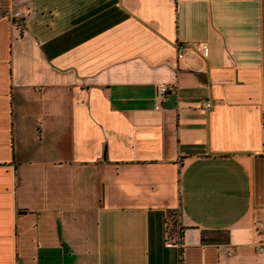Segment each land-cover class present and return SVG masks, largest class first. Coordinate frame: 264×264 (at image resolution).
<instances>
[{"label":"crops","instance_id":"obj_1","mask_svg":"<svg viewBox=\"0 0 264 264\" xmlns=\"http://www.w3.org/2000/svg\"><path fill=\"white\" fill-rule=\"evenodd\" d=\"M6 10L0 264H264V0Z\"/></svg>","mask_w":264,"mask_h":264},{"label":"trees","instance_id":"obj_2","mask_svg":"<svg viewBox=\"0 0 264 264\" xmlns=\"http://www.w3.org/2000/svg\"><path fill=\"white\" fill-rule=\"evenodd\" d=\"M165 231L167 241L179 242L181 235V228L177 225L174 218V214L171 211L167 212L166 221H165ZM201 242H215L227 241V232L223 230L216 231H206L202 230L200 233Z\"/></svg>","mask_w":264,"mask_h":264},{"label":"built area","instance_id":"obj_3","mask_svg":"<svg viewBox=\"0 0 264 264\" xmlns=\"http://www.w3.org/2000/svg\"><path fill=\"white\" fill-rule=\"evenodd\" d=\"M3 15H10L11 17L14 18H25L27 15L26 13H21L17 10H6V11H0V16ZM188 48L192 49V50H200L201 46L199 44H197L196 42H192V43H187L186 45ZM183 47H178L177 50V57H181L183 56ZM173 86L172 85H158L156 86V93H155V97L157 98V100H159L162 96L166 95V93L169 90H172ZM202 107L203 108H210L211 107V102L209 100H205L202 103ZM155 108H157V105H155ZM263 125H264V120H263ZM258 226L264 231V222H260L258 223ZM259 249H262V246H259Z\"/></svg>","mask_w":264,"mask_h":264},{"label":"rangeland","instance_id":"obj_4","mask_svg":"<svg viewBox=\"0 0 264 264\" xmlns=\"http://www.w3.org/2000/svg\"><path fill=\"white\" fill-rule=\"evenodd\" d=\"M171 212L174 214V218H175V220H176V223H177V225L179 226V215H178V212H177V210L175 209V210H171ZM180 227V226H179Z\"/></svg>","mask_w":264,"mask_h":264}]
</instances>
